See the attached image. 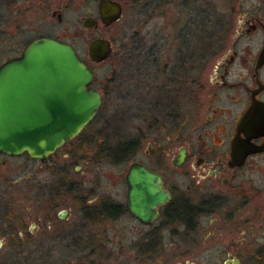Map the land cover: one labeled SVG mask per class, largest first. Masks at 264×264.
Instances as JSON below:
<instances>
[{
    "label": "flooded vegetation",
    "instance_id": "obj_1",
    "mask_svg": "<svg viewBox=\"0 0 264 264\" xmlns=\"http://www.w3.org/2000/svg\"><path fill=\"white\" fill-rule=\"evenodd\" d=\"M138 4L150 9L149 38L128 30L145 23ZM103 6L119 17L105 23ZM205 11L224 16L192 40L188 24ZM43 38L71 44L89 67L78 44L89 54L94 39L117 40L161 110L154 136L138 127L132 158L111 161L131 162L105 186L76 179L77 157H98L65 147L94 119L46 158L0 152V264H264V0H0V68ZM94 81L103 107L110 92ZM132 164L158 173L169 197L131 208Z\"/></svg>",
    "mask_w": 264,
    "mask_h": 264
},
{
    "label": "water",
    "instance_id": "obj_2",
    "mask_svg": "<svg viewBox=\"0 0 264 264\" xmlns=\"http://www.w3.org/2000/svg\"><path fill=\"white\" fill-rule=\"evenodd\" d=\"M102 16L110 24L119 11L103 6ZM112 54L109 39H94L89 46L96 63ZM93 81L94 71L76 49L56 39L36 40L21 57L7 61L0 68V152L46 158L72 141L102 107L103 96L91 88ZM127 182L131 208L136 197L157 202L169 197L161 176L143 165H131Z\"/></svg>",
    "mask_w": 264,
    "mask_h": 264
},
{
    "label": "rangeland",
    "instance_id": "obj_3",
    "mask_svg": "<svg viewBox=\"0 0 264 264\" xmlns=\"http://www.w3.org/2000/svg\"><path fill=\"white\" fill-rule=\"evenodd\" d=\"M220 4L221 3L218 5ZM134 11L139 17L138 20H142L145 23L139 21L137 24V22H135V27L133 26L135 29L131 27L128 30L133 32L136 31L140 34V37L149 38L152 24L147 21L150 13L148 5L138 4ZM192 15L195 16L196 13H187L189 21ZM223 16L224 13L220 11H205L199 13L198 17L202 19V23L198 25L188 24V37L195 40L197 39L198 33H203V39L206 41L212 36L213 32L217 30V27H213L214 23L211 21V18H213V20L215 18L221 20ZM182 19H184V17ZM161 26H163V24H161ZM174 26L175 29L173 30L175 31L179 26L175 24ZM219 31H221V29H219ZM105 34L107 37L115 38L120 34V30L115 27L105 32ZM116 41L117 40H113V54L110 59L104 63H96L90 59L88 50L84 47V41L78 44L81 55L87 60L95 73L94 85L100 89L106 90V92H110L106 97L104 106L100 109L91 124L70 145L65 146L73 151L81 148L88 149L93 157L99 158L98 162H94L79 159L80 157H77L79 162H81L82 171L76 179L90 182L93 186L94 183H101L105 186L106 183L116 180L119 174H126L129 162H131L129 161L126 165L120 166L113 164V162H111L113 160L110 158L102 157V152L98 150V146L101 145L100 139H107L108 146H111L116 140L118 141L123 137L136 138L138 136V127L142 130L140 132L142 136L144 134L154 136L155 132L152 129L156 128V126L154 123L152 125L150 123L153 121L152 117L154 114H158L161 110L154 106L152 98L148 96L149 93L146 88H139L138 83L131 78L132 75L135 74L134 70L137 68L136 60L134 61L132 59L133 56L129 60L122 59L119 55L120 49ZM146 41H148V39H146ZM145 69L151 68L146 66ZM106 80H109L107 84ZM145 147L146 144L143 146V149Z\"/></svg>",
    "mask_w": 264,
    "mask_h": 264
},
{
    "label": "trees",
    "instance_id": "obj_4",
    "mask_svg": "<svg viewBox=\"0 0 264 264\" xmlns=\"http://www.w3.org/2000/svg\"><path fill=\"white\" fill-rule=\"evenodd\" d=\"M119 51H120L119 55L122 59L129 60L131 58L130 56L125 55L121 50ZM100 143L101 145L98 146V150L102 152L101 153L102 157L110 158L113 161H121L132 158V156L134 155L137 149L138 139L123 137L118 141L116 140L113 144H111V146H108L107 139L106 140L100 139Z\"/></svg>",
    "mask_w": 264,
    "mask_h": 264
}]
</instances>
